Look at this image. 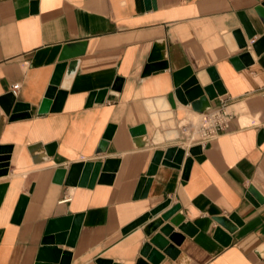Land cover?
Listing matches in <instances>:
<instances>
[{"label": "crops", "instance_id": "0c3cea01", "mask_svg": "<svg viewBox=\"0 0 264 264\" xmlns=\"http://www.w3.org/2000/svg\"><path fill=\"white\" fill-rule=\"evenodd\" d=\"M263 2L0 0V97L18 83L15 101L25 105L6 113L0 102V155L7 157L0 164V264H55L43 248L70 252L69 264H264V53L252 47L264 35L254 10ZM236 29L246 47L238 46ZM81 43L80 55L60 59L64 48ZM244 53L249 62L236 67L232 59ZM210 67L224 93L208 110L194 111L177 98L174 75L189 68L208 84ZM197 84L204 88L198 76ZM52 86L63 94L48 98L40 112ZM218 108L230 114L227 127L192 140ZM170 122L175 130H168ZM109 125L114 132L100 147ZM140 126L145 132L133 136L131 129ZM142 137L147 144L139 143ZM192 146H200V154L191 156ZM170 147L185 150L181 165L159 163L149 174L154 153ZM79 166L76 184L66 185L68 171ZM57 169L66 171L62 183L53 182ZM80 213L74 246L42 245L50 226L58 229ZM182 223L196 232L183 233ZM165 224L179 241L164 236L174 254L152 244L162 255L154 263L141 251Z\"/></svg>", "mask_w": 264, "mask_h": 264}, {"label": "water", "instance_id": "95a60500", "mask_svg": "<svg viewBox=\"0 0 264 264\" xmlns=\"http://www.w3.org/2000/svg\"><path fill=\"white\" fill-rule=\"evenodd\" d=\"M254 10H255L259 20L261 21V23L264 26V2L260 5H258L257 7H255ZM242 22H243V28L246 32L247 37L252 38L255 35V31L252 28L250 21L244 16L242 19ZM232 34H233L234 38L236 39L237 44L240 48L247 46L245 38H244L240 29L234 30L232 32ZM84 47H85V43L70 45V46H68V48H64L60 59L78 56L83 52ZM252 47H253L256 55H260V54L264 53V35L261 36L260 38H258L257 40H255L252 43ZM247 57H248V54L244 53V54H241L239 57L232 59V61L236 67H240L241 65L239 62H242L244 64L245 63L247 64L249 62V59H247ZM72 66H73V63H70V65H69L70 68H69V72H68L69 74H71L73 72ZM206 72H207L211 82L208 84H205L204 88H201L200 86H198L197 75L193 74L189 68H186L180 72H177L174 75L175 86H176L175 94H176L177 98L179 99L180 102H182L184 104H187L188 102H190L191 107L194 111L203 112L205 110H208L210 108L209 101L212 100L213 98H215L217 96V94H223L224 93V90L222 89V85H221L220 81L218 80V76H217V73L215 72L214 68L210 67L206 70ZM56 82L57 81H55V83H54L55 85H57ZM204 92L206 93V96L203 95ZM62 94L63 93H61V92H57L56 86L50 87L48 92H47V95H46L47 99H44L42 104H41L40 112L47 111L48 105L50 102V100H49L50 98H53L55 95L57 97H59ZM101 95H103V92L101 93ZM91 99H92V97H91ZM91 99H90V101H91ZM0 102H1L6 113L10 112L11 110H13L15 112L19 109L25 108V105L23 103L15 101V97L12 93H7V94L3 95L2 97H0ZM114 129H115L114 125H109L107 127V129L103 135V138L100 142V147H103L106 145V142H107V140H109L111 138V136L114 132ZM144 132H145V130H144L143 126L131 129V134L133 136L141 135ZM38 147L39 146H33V148H31V150H37ZM53 148H54L53 144L52 145H46V147H45L46 152L48 154L53 152ZM200 151H201L200 146H192L188 150V152L191 156H197L198 154H200ZM4 152H5V149L0 147V154H3ZM184 152H185V150L183 148H180V147H170L166 151H156L154 153V156L152 159V165L149 168V174H152L154 172V170L156 169V166L159 163H162L163 165H167V166L179 167L181 165V162H182V159L184 156ZM4 160H7V157H5L4 155H0V164ZM191 162H192L191 157H188L185 160V163H184V174H185V176H187V174L189 172ZM80 172H81L80 166L77 168L72 167L68 171V173L65 177L66 171L64 169H57L55 172L54 178H53V182L62 183L64 180V177H65V184L66 185L76 184V182L79 178ZM142 182L143 181H141V183ZM148 184H149V182H147L146 187L142 193V196L146 195ZM249 192L252 195H254L258 201L262 200L261 197H259V195L257 194V192L254 189L250 188ZM2 193H3V188L0 187V198L2 196ZM136 194L139 195V186H138ZM167 203L168 202H166L164 205L157 208L155 211L152 212V214L157 213L164 206H166ZM178 208H179V205L176 204L169 211H167L166 213L163 214V218L168 219L173 213H175L177 211ZM21 211H22V206H19L17 208V212H21ZM82 216L83 215L80 213V214H76V215L66 217L64 219V222L62 223V226L58 229H55L54 227L50 226L47 234L42 239V245H44V247H46L49 244H59V243L63 244V243H65L67 246H70V247L74 246L76 239H77V236H78V233H79V230H80V226H81V222H82ZM146 219H147V215L142 216L140 219L136 220L133 224H131L128 227V229H130L131 227H134L136 225H139L140 223H142ZM230 219L235 220V216L231 215ZM216 221L218 223H220L222 226L226 227L225 218L217 217ZM158 226H159V222L153 223L154 228H157ZM179 229L183 233L190 235V236H192L196 232V228L191 223H182L179 225ZM172 230H173V227L170 226L169 224H165L162 227H160V233L154 235L149 243L144 244L141 253L144 256H148L149 260L151 262H154V263H157L159 260H161L162 255L157 250L152 249V244L154 246H156L158 249L163 250L165 253L174 254L175 250H174L173 246L168 245V241L164 237V236H171ZM54 232L57 234L52 236L51 234ZM171 238L175 242L179 241V239H177V237H174V235H172ZM44 249L50 250V252L53 254V260H52L53 263H55V264H69L70 263V258H71L70 252L61 251L60 249H57V248H43V250ZM39 257L41 259L43 258L42 250H41Z\"/></svg>", "mask_w": 264, "mask_h": 264}, {"label": "built area", "instance_id": "2783aa9c", "mask_svg": "<svg viewBox=\"0 0 264 264\" xmlns=\"http://www.w3.org/2000/svg\"><path fill=\"white\" fill-rule=\"evenodd\" d=\"M19 88V84H13L11 87V92L14 96H16L17 89ZM211 122L209 125L202 126V140H206L214 137L219 132L223 131L227 127L228 120L230 118V114L221 108L213 110L211 115ZM68 199L65 197L62 201H67Z\"/></svg>", "mask_w": 264, "mask_h": 264}, {"label": "bare ground", "instance_id": "6f19581e", "mask_svg": "<svg viewBox=\"0 0 264 264\" xmlns=\"http://www.w3.org/2000/svg\"><path fill=\"white\" fill-rule=\"evenodd\" d=\"M198 76V79L201 81L202 84H205L208 82V79L206 78L205 75H197ZM211 115L212 113H210L206 119L204 120V122L202 123V125L200 127H198L197 129H194L193 133H192V140H199L201 137H202V126L204 125H209V123L211 122ZM170 127L168 128V130H175V126L172 122L169 123ZM140 141H143L144 143L147 144V138L146 137H142V138H139ZM135 144L138 146V143L135 142ZM68 200H70V196H67L66 197Z\"/></svg>", "mask_w": 264, "mask_h": 264}, {"label": "rangeland", "instance_id": "374dc122", "mask_svg": "<svg viewBox=\"0 0 264 264\" xmlns=\"http://www.w3.org/2000/svg\"><path fill=\"white\" fill-rule=\"evenodd\" d=\"M138 197H139V195L136 194V195H135V198H138ZM177 239H179V238H177ZM177 241H178V240H177Z\"/></svg>", "mask_w": 264, "mask_h": 264}]
</instances>
